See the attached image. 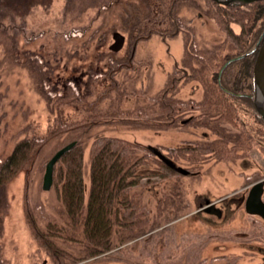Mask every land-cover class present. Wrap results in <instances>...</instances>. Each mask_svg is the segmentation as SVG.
I'll return each mask as SVG.
<instances>
[{"label": "rangeland", "instance_id": "rangeland-1", "mask_svg": "<svg viewBox=\"0 0 264 264\" xmlns=\"http://www.w3.org/2000/svg\"><path fill=\"white\" fill-rule=\"evenodd\" d=\"M167 6L173 22L164 18ZM215 7L211 0H38L15 9L0 5V164L22 138L46 137L8 182L0 237L2 264H53L27 215L30 213L41 225L53 218L62 223L57 189L53 183L44 188L43 180L48 160L62 144L71 141L80 140L84 148L87 200L91 149L100 136L140 143L141 155L152 151L150 146L156 147L192 173L169 171L163 166L167 163L152 151L156 156L148 155L144 176L135 190L149 206L151 221L158 223L114 246L111 253L73 264H264V218L233 200L242 194L235 191L264 177V123H255L253 115L234 108L231 119L217 123L228 129L257 130L253 141L241 146L243 151L235 160H222L233 159L229 153L234 147L217 143L211 148L187 146L192 140L206 142L207 128L197 120L213 116L215 111L192 109L191 105L186 109L185 102H199L207 95L204 82L189 75L194 67L209 73L210 63L205 64L204 58L186 63L189 49L185 48V31L177 26L176 15L184 21V30L193 34L191 38L202 56L208 50L224 51V46L235 48L238 41L234 34L243 33L242 27L228 19L226 28H221L211 13ZM147 13L150 17L146 20ZM136 14L138 23L129 30L125 20L129 16L135 19ZM114 31L126 35L118 51L110 49ZM11 44L17 49L18 62L24 61L26 52L37 55L34 69L44 72L58 96L42 97L25 65L8 61L5 55ZM70 84L86 94L87 101L72 100ZM121 92L124 94L119 97ZM62 95L69 99L60 100ZM251 96L254 101L255 92ZM166 97L171 104H180V110L162 120ZM95 106L101 111L131 112L126 115L128 120L106 115L86 126V131L75 126ZM192 114L196 120L182 125V120ZM172 120L175 123L171 125ZM63 123L69 125L62 127ZM246 174H253L251 180H245ZM223 197L226 201L217 205L221 216L202 208ZM58 243L75 255L83 254L77 243L61 238Z\"/></svg>", "mask_w": 264, "mask_h": 264}, {"label": "trees", "instance_id": "trees-1", "mask_svg": "<svg viewBox=\"0 0 264 264\" xmlns=\"http://www.w3.org/2000/svg\"><path fill=\"white\" fill-rule=\"evenodd\" d=\"M32 1L37 2L38 0H0V5L7 4L15 9L22 5L26 7ZM211 1L216 6L214 11L213 9L211 11L212 16L215 17L220 27L226 28L228 19H234L242 27L243 33L234 34L238 41L235 48L224 46V51L219 48L212 52L208 50V52H202L204 54L202 56L200 48H196L194 39L191 38L193 34L190 33V30H184V21L181 16L176 15L177 26L181 31H185V48L189 49L188 62L186 63L191 65V59L198 60V58H204L201 60H205V64L210 63L209 73L205 74L204 68L194 67V73L189 75L191 78H199L204 82L207 89L206 97L199 102L187 101L185 106L186 109L190 108V105L192 108L201 107L206 110L211 108L216 111L213 112L214 115L221 114L223 118L231 119L234 109L237 111L244 110L247 114L250 113L249 109H256L251 94L254 92L255 61L264 39V0H254L244 5H230L215 0ZM165 11L167 13L165 12L164 18L167 21V18L168 20L171 19L168 6ZM149 17L150 14L147 13L146 20ZM134 18L129 16L125 20V27L129 30H132L131 27L138 23L137 14ZM1 26L3 24H0V28ZM16 52L17 49L15 50L11 44L5 56L8 61L14 64L25 65L24 68H27L32 75L33 84L38 93L47 99L54 95L58 96L57 94L60 93L49 87V80L44 72L34 69L33 65L38 61L37 55L26 52L24 53V61L18 62L19 57ZM70 86L71 92L69 94L72 95V100L76 102L87 101L85 99L86 94L82 95L73 84ZM123 94L121 92L119 97H122ZM68 97L62 95L60 100L65 101L69 99ZM233 103L234 105H232ZM163 104L164 119L162 120L170 119L173 112L180 110V104L177 106L171 104L167 97ZM89 110L88 116L75 123V126L78 124L84 131H86V126L97 123L98 119L106 115L121 116L124 120H128L126 115L131 112L120 109L101 111L97 110L96 106ZM175 117L178 122V116ZM258 118L263 123L259 111ZM132 119L136 120L135 118ZM170 122L171 125L175 123L174 120ZM138 123L140 122L138 121ZM164 123L166 124V121H163L162 124L165 125ZM68 125L63 123L62 127ZM45 140L46 137L43 138L42 136L24 137L16 144L11 154L1 161L0 237L4 227V213L8 204V182L31 157V151L35 150L37 145ZM93 144L90 189L87 200L84 180V148L82 142L76 140V143L54 165L53 186L56 187L59 197L58 211L62 217V223L53 218L52 220L47 219L48 222L44 225L38 224L35 222V217L27 211L30 227H32V231L40 244L51 255L53 264H73L79 260L93 258L106 252L111 253L114 246L144 234L158 223L151 221L149 206L144 202L142 193L135 190V187L141 184L140 179L144 176L143 167L148 164V155L155 154L152 151H147L141 155L139 154L142 147L140 143L118 136H100ZM147 149L149 150V148ZM163 166L169 171L174 170L164 162ZM159 210L162 211L161 208ZM59 238L79 244L83 249V254L81 256L75 255L61 247L58 243ZM0 264H2L1 255Z\"/></svg>", "mask_w": 264, "mask_h": 264}, {"label": "water", "instance_id": "water-1", "mask_svg": "<svg viewBox=\"0 0 264 264\" xmlns=\"http://www.w3.org/2000/svg\"><path fill=\"white\" fill-rule=\"evenodd\" d=\"M223 4H244L254 0H216ZM114 42L110 45V49L114 51H118L122 49L126 41V35L121 31L113 32ZM254 92H255V103L257 108L264 119V39L259 48V52L257 55V59L254 67ZM260 97H262L260 99ZM76 141H71L65 144L63 147L58 149L53 156L48 160L46 164V170L44 174L43 186L44 188L51 187L53 183V170L54 165L57 160L67 151L69 150ZM150 149L158 155L163 161L167 164L174 166V162L166 156L161 150L156 147L150 146ZM179 170L183 173H188L189 170L184 167H179ZM261 182H257L251 190V193L248 197L246 209L249 213H258L264 217V201L262 200V189L260 187ZM206 211L210 213H215L218 216L222 215V210L220 207L216 205L215 202H208L206 206L202 207Z\"/></svg>", "mask_w": 264, "mask_h": 264}, {"label": "flooded vegetation", "instance_id": "flooded-vegetation-1", "mask_svg": "<svg viewBox=\"0 0 264 264\" xmlns=\"http://www.w3.org/2000/svg\"><path fill=\"white\" fill-rule=\"evenodd\" d=\"M193 33H195V32H193ZM256 59H257V57H256ZM190 79L197 80V81H201L199 78H194V77H192V78L190 77ZM202 84H203V82H202ZM251 99H253L252 96H251ZM253 104L255 105L256 109L255 108H251L248 111H250V114L253 115V117H254L255 123H257L259 121V118H258V108H257V105L255 103V100L253 101ZM201 110H204V109L201 108ZM244 113L246 115L249 114V113L247 114L245 111H244ZM208 116H207L206 119H201V120L198 119L197 120L198 122H204V125H202V126H204V127L207 128V129H205V132L206 133L204 135V137H205L204 140L206 142H201V141H197V140H194L193 141L192 140V141L189 142V144H187V146H190V147H198L200 145H204L205 147L208 146L209 148H211V147H214L212 145H214V144L217 143V145H220L221 144V145H223V147H226V146L234 147L233 148V152L229 153L232 156H234L233 159H232V157H230L229 159H222V160H235V159L238 158V154L243 151V149H242L241 146H243L244 144L249 145L248 144V141L251 143L253 141L252 140L253 137H255L256 136L255 134H257V130L256 129H249V127H247L246 130H241L240 128L234 130V129H228L227 127H223V126L220 127V126H218L217 123H220L221 121H224L225 120V118H223L222 117L223 115H221V114H218V115L216 114V115H213V116H210V117H208ZM195 120H196V118H195L194 114H192L189 117V119L182 120V123L181 124L182 125L192 124ZM180 122H181V119H180ZM177 125H180V124H177ZM193 125L196 126L195 124H193ZM263 125L264 124H262V126ZM176 127H178V126H176ZM263 129H264V127H263ZM210 133H213L214 135L212 136ZM211 137H213V140L210 139ZM207 140L210 143L207 144ZM247 151H249V150H247ZM173 169L179 172V165L176 162H175V165L173 166ZM191 173H192V171L189 170V172L186 173V174H191ZM251 175H253V174H250V175L249 174H246V176H244L246 178L245 180H249L252 177ZM257 182H261L260 187L262 189V200L264 201V177L256 180L255 182H251L248 185L244 186L243 188L235 191V192L242 191V194H241V197L238 195L237 199H233V200H236L239 205H242L243 204L244 207H245V209H246V204H247L248 197H249V195L251 193L252 188L254 187V185ZM226 198L227 197H223L221 199H218L215 202L216 205H218V203H220L221 201H226ZM209 200H210L209 198L206 199V201H209ZM246 211H247V209H246ZM253 214L254 215H259L262 218H264L262 215H260L258 213H253Z\"/></svg>", "mask_w": 264, "mask_h": 264}, {"label": "bare ground", "instance_id": "bare-ground-1", "mask_svg": "<svg viewBox=\"0 0 264 264\" xmlns=\"http://www.w3.org/2000/svg\"><path fill=\"white\" fill-rule=\"evenodd\" d=\"M261 98H262V97H260V99H261ZM262 99H263V98H262ZM262 99H261V100H262Z\"/></svg>", "mask_w": 264, "mask_h": 264}]
</instances>
